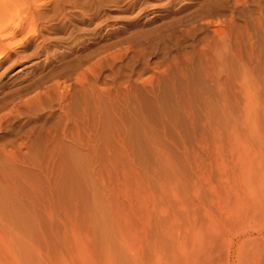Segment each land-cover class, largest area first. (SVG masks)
<instances>
[{
    "label": "rangeland",
    "instance_id": "1",
    "mask_svg": "<svg viewBox=\"0 0 264 264\" xmlns=\"http://www.w3.org/2000/svg\"><path fill=\"white\" fill-rule=\"evenodd\" d=\"M262 11L264 0H0V264H264ZM214 48L231 74L219 81ZM81 79L110 94L100 130ZM53 87L71 95L54 100ZM18 146L21 164L6 159Z\"/></svg>",
    "mask_w": 264,
    "mask_h": 264
},
{
    "label": "bare ground",
    "instance_id": "2",
    "mask_svg": "<svg viewBox=\"0 0 264 264\" xmlns=\"http://www.w3.org/2000/svg\"><path fill=\"white\" fill-rule=\"evenodd\" d=\"M263 12V14H264V11H262ZM262 14V17L264 16ZM261 20H262V18H261ZM260 22V21H259ZM5 23H7V22H5ZM4 28H5V25H3L1 28H0V38L1 39H5V38H7L8 36H9V34L7 33H4L5 31H4ZM250 34V33H249ZM249 37V36H248ZM249 39V38H248ZM250 40V39H249ZM227 43V42H226ZM232 43V42H231ZM236 43H237V41H236ZM229 46V45H228ZM238 46H239V44H238ZM213 47V46H212ZM222 47H224V45L222 46ZM226 47V46H225ZM230 48H231V46H230ZM229 48V53H231L232 51V49H230ZM233 48V47H232ZM211 49V48H210ZM216 48H214V50H215ZM223 49H226V48H223ZM238 49H239V47H238ZM236 47H235V49H233V53H232V55H235L236 54V57H239L240 55H237V54H239V53H241L239 50H238ZM252 49V48H251ZM214 50H212L213 52H211V53H213L212 55H210L209 54V56L210 57H208L210 60H212V61H209V63H211L209 66H212L213 67V65L215 64V68H216V66L218 65V63L219 62H217V64H216V60L217 61H220L219 59H222L223 58V55H224V53L222 54L220 51V53L218 52V51H214ZM227 50V49H226ZM243 50V49H242ZM224 51V50H223ZM228 51V50H227ZM4 52V51H3ZM3 52L2 53H0V59L3 57ZM243 52V51H242ZM252 52V51H251ZM250 52V53H251ZM226 54V56H227V54H228V52H225ZM208 54V53H207ZM253 54V53H252ZM229 55V54H228ZM228 57V56H227ZM241 57V56H240ZM114 58V57H113ZM226 58V57H225ZM115 60V59H114ZM227 61V60H226ZM179 62V61H178ZM230 62V61H229ZM101 63V62H100ZM220 63H222V62H220ZM220 63H219V70H217L216 71V69L211 73L212 75H213V77L215 78V80H217V81H219L220 79L219 78H222V76L224 75V78H225V76H226V78L227 77H229V75H231V74H229V71H225L226 69L225 68H223L224 67V65H221V66H223V67H221L220 68ZM226 66V65H225ZM99 67H101V66H99ZM212 67H210V68H212ZM177 72H178V74L180 75V76H182L184 73H185V69H184V67L182 66V65H180V64H178L177 63ZM209 68V69H210ZM213 69V68H212ZM163 73V72H162ZM209 73V72H208ZM165 74V73H164ZM245 75L247 74V72L246 73H244ZM211 75V76H212ZM165 76H166V74H165ZM97 78V77H96ZM86 79V78H85ZM86 81V80H85ZM83 79H81L80 81H79V89H78V94L80 95H78V97H80V98H78L79 100H80V102L81 101H83L84 103H83V107H84V110H83V113L84 114H90V113H92V115L94 114V116H95V118H91V117H94V116H91L90 118L92 119V121L91 120H89V116H86V122L87 123H90V124H92V125H94L93 127L94 128H97V129H99L100 128V126H103V124L101 123L102 122V120L104 121V119H102V117H101V106L103 105H101L100 106V102H101V98L103 97V95H104V92L106 93V92H108V90H106L105 91V89L104 88H101V87H98L97 85H95V86H88L89 84H87L86 82H85ZM78 82V81H77ZM89 83V82H88ZM144 83H146V82H144ZM147 84L150 86H148V88L150 89V91H151V87H153L152 86V81L151 82H147ZM146 85V84H145ZM144 85V86H145ZM154 85V84H153ZM155 86V85H154ZM174 86V85H173ZM59 87V86H58ZM176 87V86H175ZM59 89H61V87L60 88H55V87H53V91H55V93L57 94V95H55L54 97H56V96H58V98L60 99V100H63V99H67L68 97H69V95H71V93H70V90L69 89H64V90H59ZM181 90V89H180ZM177 91V90H176ZM153 92V91H152ZM152 92H150V93H152ZM175 92V91H174ZM182 92H180V94H181ZM107 94H109V92L107 93ZM127 94V93H126ZM179 94V95H180ZM183 94V93H182ZM110 95V94H109ZM108 95V96H109ZM128 95V94H127ZM150 97V96H149ZM57 97L54 99V100H57L58 99ZM58 99V101H60ZM152 99V98H151ZM53 101V100H52ZM183 101V100H182ZM66 102V101H65ZM69 102V101H68ZM183 103V102H182ZM153 104V103H152ZM151 104V105H152ZM67 105V110L66 109H64L65 110V117H64V125L67 127H69V125H70V122L72 121V122H74V120H77V119H75V117L73 116V114L71 113V104L69 105L68 103L66 104ZM80 105H81V103H80ZM61 106H64V105H61ZM158 107V106H157ZM65 108V107H64ZM90 109H91V111H90ZM106 111V110H105ZM152 111V110H151ZM157 111V110H156ZM81 112V111H80ZM90 112V113H89ZM144 113V112H143ZM165 113V112H164ZM71 114H72V116L74 117L73 119H72V117H71ZM167 115V114H166ZM84 118V117H83ZM102 119V120H101ZM148 120V119H147ZM79 121V120H78ZM85 122V123H86ZM76 123H77V121H76ZM75 123V124H76ZM80 123V122H79ZM143 123V122H142ZM81 124V123H80ZM102 124V125H101ZM1 125V124H0ZM83 125V124H82ZM79 126V125H78ZM91 126V125H90ZM67 127V128H68ZM84 127V126H83ZM65 128V127H64ZM77 128V127H76ZM96 129V130H97ZM70 130H71V128H70ZM100 130V129H99ZM99 130H97L96 131V133H97V138H98V140H99V137L101 136L100 135V133H99ZM69 133V132H68ZM80 133V132H79ZM95 133V134H96ZM72 134V133H71ZM74 135V134H73ZM78 135V136H77ZM77 135H75V137H76V139H75V137L74 136H72V140H74L75 139V145L76 146H78V147H80L81 149H84L85 147H87L88 146V140L87 139H89V138H86L85 136H79V134H77ZM50 141V140H49ZM49 141H48V143H49ZM89 142H90V139H89ZM95 143V142H94ZM22 149L18 146V147H16L14 150H12V151H5V152H7L6 153V155H7V157L8 158H6V159H12V163H16V164H21L22 163V160H21V158L20 157H22V155H20V151H21ZM45 151L43 152L44 153V155H46L48 158H50V159H54V158H56L57 156L59 157H61V158H69L70 156L72 157L73 155H79L78 154V152L76 153V152H73V153H68V151H67V153H62V154H58L56 151H55V149H48V148H46V149H44ZM4 151V150H3ZM4 152V153H5ZM1 153V152H0ZM3 153V154H4ZM23 154V153H22ZM1 156H2V154H1ZM23 159V158H22ZM21 162V163H20ZM24 162V161H23ZM7 205V204H6ZM10 205V204H9ZM15 206V205H14ZM19 207V206H18ZM6 208V207H5ZM16 210V209H15ZM17 211V210H16ZM18 212H19V210H18ZM14 218V217H13ZM16 219V218H15Z\"/></svg>",
    "mask_w": 264,
    "mask_h": 264
}]
</instances>
